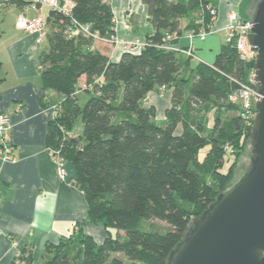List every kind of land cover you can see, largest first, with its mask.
<instances>
[{"label": "trees", "instance_id": "trees-1", "mask_svg": "<svg viewBox=\"0 0 264 264\" xmlns=\"http://www.w3.org/2000/svg\"><path fill=\"white\" fill-rule=\"evenodd\" d=\"M14 1L20 7L31 4ZM70 1V15L51 12L49 48L39 57L44 90L64 97L50 121L47 147L60 150L73 166L72 185L84 193L89 211L71 236L47 246L46 264H126L111 259L120 253L131 264H168L193 220L225 194L236 160L252 143L253 120L248 124L241 106L229 98L249 82L256 62L243 61L234 44L224 45L213 65H192L190 57L163 47L168 35L177 36L171 45L181 36L183 19H191L186 30L198 31L202 23L209 30V9H217L211 0H141L153 33L143 48L116 61L109 48L96 47L114 45L113 0ZM74 21L112 43L85 36ZM163 89L172 91L171 105L158 120L156 108L144 102ZM81 91L91 94L84 107ZM229 113L234 115L225 124ZM79 121L83 133L72 136ZM227 158L233 162L225 170ZM154 221L168 229L150 225ZM85 224L105 228L102 245L85 234ZM18 260L33 264V255L24 249Z\"/></svg>", "mask_w": 264, "mask_h": 264}, {"label": "crops", "instance_id": "crops-1", "mask_svg": "<svg viewBox=\"0 0 264 264\" xmlns=\"http://www.w3.org/2000/svg\"><path fill=\"white\" fill-rule=\"evenodd\" d=\"M5 1L0 0V114L9 120L15 160L0 162V264H18L16 255L24 249L32 253L33 264H46L51 259L47 246L57 245L78 230L76 225L83 224L88 217L89 205L84 193L72 185L76 180L73 166L67 164V178L61 180L47 147L49 124L54 117L53 107L64 97L43 88L39 57L46 40L38 44L35 36L17 27L21 13L28 20L42 16L47 23L51 11L47 7L37 11L30 6L20 7L14 0L8 4ZM231 1L222 0L221 3L220 0H211L218 15L212 33L204 41L189 39L188 35L199 32L200 28L198 31L186 30L191 19H183L182 33L173 43V50L185 57L182 52L192 48V65H213L222 47L227 44L226 26L228 14L232 12ZM233 1L235 4L246 2ZM113 6L116 44L109 47L98 43L96 47L100 51L109 48L111 59L116 61L124 52L143 48L153 28L141 0H113ZM244 14L239 16L253 19L247 12ZM196 18L198 23L200 16ZM171 96L172 91L166 89L152 92L144 105L155 107L157 119L164 120L165 112L171 105ZM72 136L77 135L72 133ZM84 232L98 245H102L107 238L101 225L85 224ZM120 235L125 234L121 232ZM118 257L121 258L120 254Z\"/></svg>", "mask_w": 264, "mask_h": 264}, {"label": "water", "instance_id": "water-1", "mask_svg": "<svg viewBox=\"0 0 264 264\" xmlns=\"http://www.w3.org/2000/svg\"><path fill=\"white\" fill-rule=\"evenodd\" d=\"M252 22L249 44L256 52L260 98L251 166L241 181L193 220L168 264H264V0H259Z\"/></svg>", "mask_w": 264, "mask_h": 264}, {"label": "built area", "instance_id": "built-area-1", "mask_svg": "<svg viewBox=\"0 0 264 264\" xmlns=\"http://www.w3.org/2000/svg\"><path fill=\"white\" fill-rule=\"evenodd\" d=\"M12 0H6L5 4H8ZM31 1L30 9L42 11L44 8H49L51 12H59L64 15H70L74 9V3L70 0H29ZM210 13L212 16V22L214 24L217 19L218 11L217 9L210 8ZM76 28H78L85 36L92 37L96 41H101L105 43H112L108 40L100 39L98 34H94L90 30V26H84L79 24L78 22H73ZM213 24L210 26V29L207 30L203 25L200 26L199 32H192L188 35L189 39L193 41L195 38H199L204 41L208 34L212 33ZM18 29L27 32L30 35L36 37V41L38 44H41L46 40L47 36V24L43 17H39L35 20H28L24 13H21L18 18ZM253 22L252 20H244L237 13L230 12L228 14V25L226 26L227 31V44H234L239 57L243 61H254L256 62V52H254L249 44V35L252 33ZM176 35H168L167 43L163 46L165 49L173 50V46L170 41L176 39ZM112 44H116L114 42ZM132 45H136L132 43ZM188 57L193 56L192 48H189L186 51L182 52ZM255 69L251 72L249 77V82L246 84H239V88L234 91L229 98L231 104L236 105L239 104L242 110L243 119L250 124L256 116V103L260 98L258 84L256 83V73ZM165 90V89H164ZM59 105V104H58ZM58 105L53 107V113L55 118ZM254 109V111H253ZM10 126L9 120L3 114H0V162H11L15 160L14 149L10 143V134H9ZM49 152L56 164L57 172L61 180H65L67 178L66 166L68 162L62 156L60 150H50ZM2 207V197L0 195V210ZM2 214L0 211V218ZM19 259L21 256V252H18L16 255ZM18 264H24L19 262Z\"/></svg>", "mask_w": 264, "mask_h": 264}, {"label": "rangeland", "instance_id": "rangeland-1", "mask_svg": "<svg viewBox=\"0 0 264 264\" xmlns=\"http://www.w3.org/2000/svg\"><path fill=\"white\" fill-rule=\"evenodd\" d=\"M221 1L222 0H220V2ZM226 1H228V0H226ZM245 1H246V2H244L245 4H235L234 1L232 0L230 9H231L232 12H235V13H237L240 16H244L245 15L244 13L247 12L249 14V17H253L252 15H254V12H255L256 8H254L255 6H252V5L254 4L253 1H255V0H245ZM42 47L44 48V50H48V48H49L48 41H45L44 44L42 45ZM84 84H85V81L82 80L80 85L83 87ZM122 94L123 93L120 92V96H119L118 102L122 99ZM78 98H79V105L81 107H84L85 104L87 103V101L91 98V94L88 93V92H85V91H81V92L78 93ZM159 115H161V117H162V112L161 111L159 112ZM233 115L234 114H232V113H229L227 115V118H226L227 122H225V124L229 123V121L233 117ZM210 118L212 119V122H213V115H211ZM210 118H209V120H210ZM83 129H84L83 123H82V121H79L77 123V125H76L75 130L73 131V135H77L78 136V135L82 134L83 133ZM208 150L209 149L206 148L205 150H203L200 153V159L201 160L203 159V156L206 154V152ZM251 155H252V143H251V141H248L246 143V146L244 147V149L241 151L238 159L235 162V165H234V167L232 169L233 180H232L231 184L228 186V188L224 191L225 193L227 191H230L246 175L247 171L249 170V168L251 166ZM227 160H228V158L225 159V163H226L225 170L228 167V165H230V163L233 162V161H230L228 163ZM150 225H154V226L160 228L161 230H167L168 229L167 224L164 223V222H160V221H154V222L150 223ZM20 252H22V250ZM118 255L119 254L112 255L111 259L119 258V259L123 260L126 264H131V262L125 257L124 254L120 253L121 258L118 257ZM17 259H18V257L16 256V263H17ZM136 264H143V263L138 262Z\"/></svg>", "mask_w": 264, "mask_h": 264}, {"label": "flooded vegetation", "instance_id": "flooded-vegetation-1", "mask_svg": "<svg viewBox=\"0 0 264 264\" xmlns=\"http://www.w3.org/2000/svg\"><path fill=\"white\" fill-rule=\"evenodd\" d=\"M258 2H259V0H255V1H253L254 4H253L252 6H255L254 8H256V4H257ZM252 9H253V8H252ZM252 9H251V10H252Z\"/></svg>", "mask_w": 264, "mask_h": 264}]
</instances>
